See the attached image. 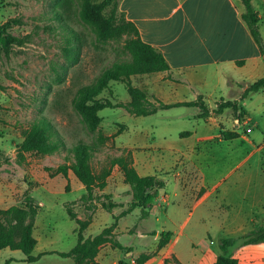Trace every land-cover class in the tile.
<instances>
[{
    "label": "crops",
    "instance_id": "0c3cea01",
    "mask_svg": "<svg viewBox=\"0 0 264 264\" xmlns=\"http://www.w3.org/2000/svg\"><path fill=\"white\" fill-rule=\"evenodd\" d=\"M251 3L264 42V0ZM118 10L169 66L136 75L139 82L132 76L150 101L175 104L201 97L212 110L219 102L237 100L238 109L206 117L198 116V106L159 108L147 116L125 109L116 146L131 152L139 175H156L164 184L152 190L147 216L136 207L118 218L114 240L123 248L106 242L88 264H121L141 254H149L143 264H164V259L165 264H213L222 253L213 248L219 237L243 235L264 217V90L239 101L245 88L264 76V53L242 19L241 0H118ZM224 130L239 136L223 140ZM14 192L0 178L1 209L17 204ZM84 193L71 170L67 178L60 173L42 178L30 190L38 206L31 252L36 259L27 261L22 251L6 247L0 249V264H76L60 254L77 242L78 224L66 206L78 219L90 216L82 232L86 238L109 226L131 202L130 187L116 165L93 199L80 202ZM107 203L114 204L111 211L104 208ZM160 231L172 235L158 247ZM243 246L252 251L245 264H264V242Z\"/></svg>",
    "mask_w": 264,
    "mask_h": 264
},
{
    "label": "rangeland",
    "instance_id": "374dc122",
    "mask_svg": "<svg viewBox=\"0 0 264 264\" xmlns=\"http://www.w3.org/2000/svg\"><path fill=\"white\" fill-rule=\"evenodd\" d=\"M63 2L0 0V25L6 23V32L15 37L8 51L0 47V178L12 185L17 195L15 205L23 204L30 190L64 163L63 151L44 155L19 152L24 131L39 116L54 125L66 147L80 141L98 146L100 152L92 160L97 171L123 148L116 146L115 138L124 130L125 108L100 110L102 121L97 130L91 131L81 122L71 101L80 86L94 81L114 61L130 55L122 39H97L93 29L78 17V0L61 5ZM134 79L139 82L136 75ZM99 97L123 102L129 95L122 82L110 81ZM98 135L107 138L100 141ZM263 223L264 217L259 224ZM215 247L219 249L217 241ZM244 249L248 247L238 241L224 254L245 264L252 251Z\"/></svg>",
    "mask_w": 264,
    "mask_h": 264
},
{
    "label": "trees",
    "instance_id": "16d2710c",
    "mask_svg": "<svg viewBox=\"0 0 264 264\" xmlns=\"http://www.w3.org/2000/svg\"><path fill=\"white\" fill-rule=\"evenodd\" d=\"M244 11L242 19L247 24L250 32L256 42L260 45L262 53L264 46L260 37L258 22L259 16L255 11L251 0H241ZM69 4L67 0L61 4ZM110 8L107 10V8ZM78 17L89 25L100 41L122 39L124 48L130 55V58L114 61L111 66L106 67L94 81L80 86L73 98L72 107L79 115L80 120L91 130H97L102 118L99 111L104 108L123 107L130 114L147 116L153 114L159 108H169L177 105L198 106L200 108L199 117L209 115H218L225 108H231L234 112L238 109L237 100H227L217 103L212 110L208 109L201 97L194 101H185L175 104H164L159 100L150 101L147 98L146 91L132 84V76L138 74H149L169 69L165 59L154 48L144 43L137 31L135 25L127 20L123 13L118 10V0H78ZM60 17V15H58ZM7 24L0 25V47L6 51L11 48L15 37L6 32ZM110 81H119L125 85L129 95V100L125 103H113L107 98H100L104 89H108ZM264 90V76L250 83L239 97V101L246 100L256 91ZM239 136L235 131L224 130L221 132L223 140L234 139ZM100 141L107 137L98 135ZM121 154L111 157L107 165L97 171L93 165V157L100 152L98 146L85 142H78L71 147H66L64 140L54 125L43 116L36 118L31 126L24 131L23 139L18 145L20 153L30 152L37 155L53 154L63 151L64 163L59 164L51 173L62 174L67 178V171L71 170L76 178L84 185L85 193L79 198L80 202L94 198V190L103 189L106 185V178L112 168L116 165L120 168L123 181L129 185L131 193V202L119 215L113 216V221L109 226L104 227L93 237L84 238L82 232L90 222V216L85 219L76 218V214L71 208L66 206V210L71 219L78 224L77 242L67 252L60 253L62 256H70L76 264H88L96 255L101 245L110 242L114 247H121L120 243L114 240V229L116 228L118 218L129 213L134 208L141 210V216L148 215V209L152 206L154 195L152 190L162 187L164 181L156 175L141 176L132 165L131 152L121 148ZM126 150V151H125ZM21 156V155H20ZM68 187L66 186V190ZM108 198V195H103ZM114 206L112 203L104 205L108 211ZM38 206L33 198L26 197L23 204L12 205L8 208H0V249L10 248L18 249L25 254L27 261H34L35 256L31 252L36 244L33 236V226ZM152 234H157L153 231ZM172 233L168 231L159 232L158 247L163 246L171 237ZM240 241L242 245L256 244L264 242V223L258 224L243 235L234 237H219L218 248L222 252L218 254L213 264H238V260L231 254L224 252L236 245ZM149 258V254H141L136 257V264H143ZM163 263H167L164 259Z\"/></svg>",
    "mask_w": 264,
    "mask_h": 264
},
{
    "label": "built area",
    "instance_id": "2783aa9c",
    "mask_svg": "<svg viewBox=\"0 0 264 264\" xmlns=\"http://www.w3.org/2000/svg\"><path fill=\"white\" fill-rule=\"evenodd\" d=\"M250 130V127L246 128V132H250ZM121 264H136V260L134 258H129Z\"/></svg>",
    "mask_w": 264,
    "mask_h": 264
}]
</instances>
